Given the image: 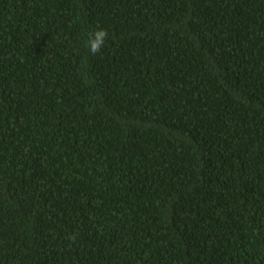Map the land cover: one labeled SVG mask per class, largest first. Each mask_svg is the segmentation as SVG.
Here are the masks:
<instances>
[{"label":"trees","instance_id":"16d2710c","mask_svg":"<svg viewBox=\"0 0 264 264\" xmlns=\"http://www.w3.org/2000/svg\"><path fill=\"white\" fill-rule=\"evenodd\" d=\"M0 264H264V0H0Z\"/></svg>","mask_w":264,"mask_h":264},{"label":"clouds","instance_id":"9594fccd","mask_svg":"<svg viewBox=\"0 0 264 264\" xmlns=\"http://www.w3.org/2000/svg\"><path fill=\"white\" fill-rule=\"evenodd\" d=\"M108 37V32L104 28L97 27L90 31L88 38L85 40V47L92 55L98 53L104 46L105 40Z\"/></svg>","mask_w":264,"mask_h":264}]
</instances>
